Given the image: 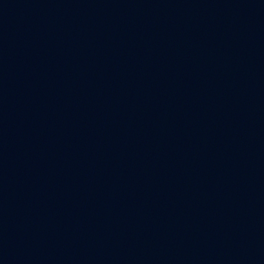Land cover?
Segmentation results:
<instances>
[{
    "label": "water",
    "instance_id": "1",
    "mask_svg": "<svg viewBox=\"0 0 264 264\" xmlns=\"http://www.w3.org/2000/svg\"><path fill=\"white\" fill-rule=\"evenodd\" d=\"M0 12L264 203V0H0Z\"/></svg>",
    "mask_w": 264,
    "mask_h": 264
}]
</instances>
